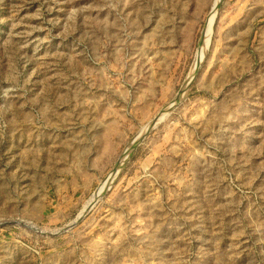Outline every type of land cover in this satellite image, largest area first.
<instances>
[{"label": "rangeland", "instance_id": "1", "mask_svg": "<svg viewBox=\"0 0 264 264\" xmlns=\"http://www.w3.org/2000/svg\"><path fill=\"white\" fill-rule=\"evenodd\" d=\"M0 264H264V0H0Z\"/></svg>", "mask_w": 264, "mask_h": 264}, {"label": "bare ground", "instance_id": "2", "mask_svg": "<svg viewBox=\"0 0 264 264\" xmlns=\"http://www.w3.org/2000/svg\"><path fill=\"white\" fill-rule=\"evenodd\" d=\"M219 3H220V1H219ZM219 3L217 4V8H218ZM216 12H217V9H216ZM205 29H206V28H205ZM205 36H206V35H205V30H204V32H203V38H202V40H201L200 45L203 43V41H204V37H205Z\"/></svg>", "mask_w": 264, "mask_h": 264}]
</instances>
